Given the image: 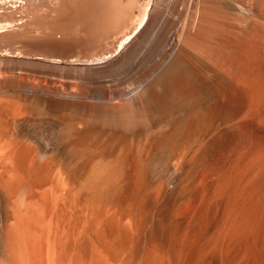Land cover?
<instances>
[{
    "label": "bare ground",
    "instance_id": "6f19581e",
    "mask_svg": "<svg viewBox=\"0 0 264 264\" xmlns=\"http://www.w3.org/2000/svg\"><path fill=\"white\" fill-rule=\"evenodd\" d=\"M263 13L0 0V264H264V84L246 65L228 98L225 41Z\"/></svg>",
    "mask_w": 264,
    "mask_h": 264
},
{
    "label": "rangeland",
    "instance_id": "374dc122",
    "mask_svg": "<svg viewBox=\"0 0 264 264\" xmlns=\"http://www.w3.org/2000/svg\"><path fill=\"white\" fill-rule=\"evenodd\" d=\"M185 9H187V7H185ZM263 16H264V13H263ZM146 21H147V17H145V23H146ZM259 24H261L262 25V27L261 26H258V29H259V27H260V29L257 31V32H255V34L256 33H259V34H257V37L256 38H254L256 35L254 34V36L252 35V37H250V36H248V37H245V38H247V41H245L246 39L245 38H243V39H239V38H236V36L235 35H232V36H228L227 35V38H226V40L225 41H227L228 43L226 44V46L227 47H229L230 49H233V52H232V58H233V60H234V62L236 63V65H237V68H238V71H237V73H234V75L233 74H230L229 75V77H230V82L228 83L229 85H227L226 86V90L228 91V98L231 100V98H232V100L234 99V100H236V90H237V87H236V83L237 84H239V83H241L242 84V82L244 83V81L245 80H247L246 82H248V84H249V79L248 78H250V80H251V82H252V80H253V82L255 81V83H258V84H264V80H263V82H262V79H263V77H264V61L263 62H261L263 59H264V51H263V47H261L260 45L261 44H257L259 41L257 40V38H258V35L260 36V41H262L263 43H264V30H261V28L262 29H264V20L263 21H260L259 23H258V25ZM256 29L257 28H255V31H256ZM260 31V32H259ZM263 32V33H262ZM262 35H261V34ZM261 36H262V38H261ZM230 38V39H229ZM232 38V39H231ZM251 38V39H250ZM239 41H238V40ZM250 39V40H249ZM230 40V41H229ZM241 40V41H240ZM242 41H244V42H242ZM249 41H251V42H249ZM253 41H254V43H255V46L256 47H252L253 45H252V43H253ZM237 42H239V43H237ZM241 42V43H240ZM232 43V44H231ZM248 43H249V45H248ZM251 43V44H250ZM253 43V44H254ZM229 44V45H228ZM237 44L239 45V46H237ZM245 45V46H244ZM237 46V47H236ZM241 46V47H240ZM248 46V47H247ZM257 46H258V48H257ZM242 47H243V49H242ZM251 47V48H250ZM260 47L262 48L261 50H260ZM240 48V49H239ZM253 48V49H252ZM249 51H248V50ZM254 50V51H252V50ZM255 49H257V51L258 50H260L259 52L261 53V56H263V57H261L260 58V53L258 54V52H256V50ZM242 50V51H241ZM203 51H204V48H203ZM250 51H252V52H250ZM262 51V52H261ZM238 52V53H237ZM255 52V53H254ZM242 53H245V54H242ZM237 54H239V55H237ZM242 54V55H241ZM256 54L258 55V56H256ZM244 56H246L245 58H244ZM243 57V58H242ZM246 58L247 59H249L248 61L246 60ZM241 59H243V60H241ZM245 59V60H244ZM194 60H196V57L194 58ZM43 61V60H42ZM244 61V62H243ZM245 61H247V64H246V62ZM249 61H251V66H250V64H248V62ZM46 62H48V61H46ZM205 62H211V59H206V60H203V63L201 62L200 64H202V66L200 65V72H198L197 73V75H196V77H194V78H191V81L192 82H194V81H196L197 80V78H198V74H199V76L202 74L203 75V73L202 72H204V69H205ZM53 63H57V62H53ZM243 63H244V65H243ZM253 63V64H252ZM261 64H263L262 65V67H260L261 66ZM241 65L243 66V67H241ZM247 65V66H246ZM249 65V66H248ZM244 66H246V68L248 67V71L247 70H245V71H241V73H240V71H239V69L241 70L242 68H244L245 69V67ZM255 66V67H254ZM250 67L252 68L253 67V73H254V75H256V76H253L252 77V75L253 74H251L252 73V70L250 69ZM258 67V68H257ZM260 67V68H259ZM244 69H242V70H244ZM263 69V70H262ZM251 70V71H250ZM258 70H260V71H258ZM254 71H256V72H254ZM243 72H245L247 75H250L251 77H249V76H246V78H242V77H244V74L245 73H243ZM249 72V73H248ZM251 72V73H250ZM263 72V73H262ZM240 73V75L239 76H242L241 78H242V80H240L239 81V79H238V81H239V83L237 82V80H235V79H237V78H240V77H238V74ZM245 74V75H246ZM263 74V75H262ZM237 75V76H236ZM257 75H259V76H257ZM235 78H234V77ZM256 77H258L257 79H256ZM234 79V80H233ZM245 79V80H244ZM244 80V81H243ZM245 82V84H247ZM250 82V83H251ZM252 82V83H253ZM232 85V86H231ZM243 85V84H242ZM230 86V87H229ZM234 86V87H233ZM239 86H240V84H239ZM232 89V90H231ZM235 93V95H234V93ZM231 94V95H230ZM234 95V96H233ZM231 96V97H230ZM233 100V101H234ZM239 106V105H238ZM238 106H232L230 109H229V113H231V117H232V120L233 121H236V122H233V123H239V120H241L240 121V123H244V122H248L250 119L248 118V117H250L247 113H244V111L243 110H241ZM238 111V112H237ZM234 112H235V114H234ZM241 113V114H240ZM240 114V115H239ZM244 114L247 116L246 117V121H245V118L242 120V118H243V116H244ZM243 115V116H242ZM236 116H237V118H239V119H237L236 118ZM242 116V118H240ZM234 117V118H233ZM235 118H236V120H235ZM228 150V151H227ZM236 150V151H235ZM226 151V152H225ZM233 151H235L234 153H233ZM223 153V154H222ZM229 153V154H228ZM232 155H231V154ZM239 153L241 154L242 152H241V149L240 148H236V147H234L232 150L230 149H228V148H224L221 152H220V168H226V166L227 165H229L230 163H232V162H234L235 160H234V155H236L238 158L236 159V157H235V159L236 160H238L240 157H239ZM224 157H223V156ZM229 156H231L230 157V159L228 158ZM241 156V155H240ZM228 159V160H225V159ZM231 158H232V160H231ZM230 161H232V162H230ZM222 162V163H221ZM227 163H229V164H227ZM222 164H225V165H222ZM221 165H222V167H221ZM203 173V172H202ZM202 173H200V175H203L204 176V174H202ZM198 176L199 178H201L202 176ZM197 179V181L199 180H201V179ZM197 181H196V183H197ZM196 183H195V185H196Z\"/></svg>",
    "mask_w": 264,
    "mask_h": 264
}]
</instances>
